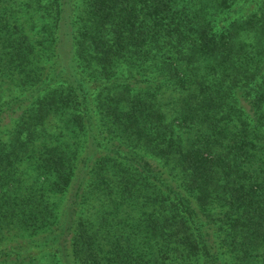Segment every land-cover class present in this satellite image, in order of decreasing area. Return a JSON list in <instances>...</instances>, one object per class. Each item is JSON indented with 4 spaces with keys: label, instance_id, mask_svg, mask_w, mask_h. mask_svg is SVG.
Returning a JSON list of instances; mask_svg holds the SVG:
<instances>
[{
    "label": "trees",
    "instance_id": "trees-1",
    "mask_svg": "<svg viewBox=\"0 0 264 264\" xmlns=\"http://www.w3.org/2000/svg\"><path fill=\"white\" fill-rule=\"evenodd\" d=\"M239 1L0 0V264H264V0Z\"/></svg>",
    "mask_w": 264,
    "mask_h": 264
},
{
    "label": "rangeland",
    "instance_id": "rangeland-1",
    "mask_svg": "<svg viewBox=\"0 0 264 264\" xmlns=\"http://www.w3.org/2000/svg\"><path fill=\"white\" fill-rule=\"evenodd\" d=\"M76 1H78V0H76ZM251 3V7L249 8V9H244V6L245 5H248V4H250ZM241 7L242 9H241V11H237V15H238V17H240V16H243L242 17V19H245L246 17H244L245 16V13L246 14H248L249 12H251L252 10H254L255 9V2H250V1H248V0H240L239 2H238V5L236 6L237 8L238 7ZM249 7V6H248ZM235 18L237 17V16H234ZM260 46L262 47V46H264V40L260 43ZM159 63H161V62H159ZM153 67H156V66H152V67H150L148 70H146V72L148 73V72H150L151 70H153ZM136 68H138V66H136ZM155 69V68H154ZM124 71H125V69H124ZM134 72H136V70H133ZM140 73H144V72H141L140 71ZM256 78V79H255ZM254 79H255V82H261L262 81V78H257V77H255ZM253 80V79H252ZM90 88L91 89H94V85L91 87L90 86ZM100 88H101V85H100V83H96V88H95V90H96V93H98V91L100 90ZM169 90H170V88L169 87H167ZM169 90H166L163 94H164V97H166V96H168V93H169ZM19 92L20 91H18V89H15L14 90V92L12 93V94H19ZM164 97H162L161 99H159L160 100V102H163V103H165V98ZM193 104H195L196 105V102H193ZM203 126H205L204 124H203ZM7 241L6 240H3L1 243H0V247H2L5 243H6ZM43 247V246H42ZM44 249H37V251H33V250H31V249H29V248H27L26 246H23L22 247V249H21V258H25L26 257V254L27 253H25L26 251L27 252H29L30 254H32L33 256H35V257H37L42 251H44L45 250V247H43ZM56 248L54 247V248H49V250H55ZM36 262H38V264H45V258H40V259H36Z\"/></svg>",
    "mask_w": 264,
    "mask_h": 264
}]
</instances>
